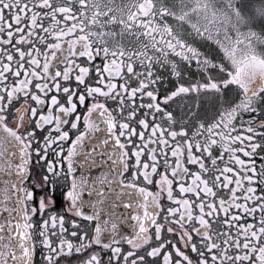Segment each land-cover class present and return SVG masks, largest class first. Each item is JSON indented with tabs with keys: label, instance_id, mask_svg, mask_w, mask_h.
<instances>
[{
	"label": "snow or ice",
	"instance_id": "1",
	"mask_svg": "<svg viewBox=\"0 0 264 264\" xmlns=\"http://www.w3.org/2000/svg\"><path fill=\"white\" fill-rule=\"evenodd\" d=\"M0 264H264V0H0Z\"/></svg>",
	"mask_w": 264,
	"mask_h": 264
}]
</instances>
